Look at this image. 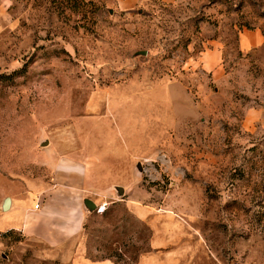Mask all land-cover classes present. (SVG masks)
<instances>
[{
	"label": "rangeland",
	"instance_id": "rangeland-1",
	"mask_svg": "<svg viewBox=\"0 0 264 264\" xmlns=\"http://www.w3.org/2000/svg\"><path fill=\"white\" fill-rule=\"evenodd\" d=\"M122 1L0 0V264H264V0Z\"/></svg>",
	"mask_w": 264,
	"mask_h": 264
},
{
	"label": "crops",
	"instance_id": "crops-1",
	"mask_svg": "<svg viewBox=\"0 0 264 264\" xmlns=\"http://www.w3.org/2000/svg\"><path fill=\"white\" fill-rule=\"evenodd\" d=\"M133 0L122 1L121 8H126L127 4L131 5ZM264 38L259 29H243L239 31L237 36V51L242 55H246L251 52L253 49L259 47L263 44ZM223 44H216L205 51H201L198 56V61L196 62L204 71L211 74L213 77H225L224 76V64H223ZM11 199V197H10ZM13 206V199H11L10 207ZM9 207V208H10ZM160 236H155L156 239L155 245L153 248L157 251H152L147 255L142 256L137 264H165L162 263V250H158L163 246L162 238ZM170 241V240H168ZM162 242V244H161Z\"/></svg>",
	"mask_w": 264,
	"mask_h": 264
},
{
	"label": "water",
	"instance_id": "water-1",
	"mask_svg": "<svg viewBox=\"0 0 264 264\" xmlns=\"http://www.w3.org/2000/svg\"><path fill=\"white\" fill-rule=\"evenodd\" d=\"M119 193L122 194L123 193V189L122 188H119ZM84 203L86 204V206H88V208L90 209H93L95 208V204L90 201V200H84ZM10 204H11V199L10 197H5L1 203V208L3 211H6L9 209L10 207Z\"/></svg>",
	"mask_w": 264,
	"mask_h": 264
},
{
	"label": "built area",
	"instance_id": "built-area-1",
	"mask_svg": "<svg viewBox=\"0 0 264 264\" xmlns=\"http://www.w3.org/2000/svg\"><path fill=\"white\" fill-rule=\"evenodd\" d=\"M99 207H100V206H99ZM229 264H238V263L230 262Z\"/></svg>",
	"mask_w": 264,
	"mask_h": 264
}]
</instances>
